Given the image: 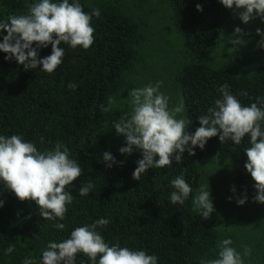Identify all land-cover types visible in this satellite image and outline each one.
Here are the masks:
<instances>
[{"label": "trees", "instance_id": "trees-1", "mask_svg": "<svg viewBox=\"0 0 264 264\" xmlns=\"http://www.w3.org/2000/svg\"><path fill=\"white\" fill-rule=\"evenodd\" d=\"M154 1L168 6L174 30L181 39L186 62L175 79L180 98L185 101L182 116L191 119L190 133L200 126L197 117L214 106L223 84L227 83L233 94L247 92V96H238L243 105L264 96V49L257 43L252 63L212 64L232 10L218 0ZM32 2L0 0V20L26 14ZM80 3L85 12L100 9V17L92 19L94 43L87 50L62 44L65 56L54 73L38 68L25 70L15 60L6 61V54L0 52V134L22 135L40 151L62 142L82 169L81 176L73 182L75 187L65 189L74 199L67 206L65 219L57 221L65 224L64 230L54 228L53 221L43 220L34 201L19 200L0 183V200L4 201L0 207V264H23L25 257L38 260L49 241L66 239L74 228L99 218L110 221L97 229L106 242L145 249L158 257V264H199L200 258H216L221 214L214 206L211 218L201 219L193 210L192 196L199 189L204 159L219 154L233 166V197L237 201L246 195V203L254 201V181L244 167L248 138L239 146L231 140L221 143L219 136L209 138L203 150L197 147L194 155L185 151L181 164L173 162L172 167L150 169L139 181L134 180L132 173L138 159L120 154L121 146L107 140L102 125L114 102L129 96L127 75L142 58L146 34L124 0ZM198 4L202 11L197 10ZM50 54V44L39 52L41 58ZM69 82L78 87L68 88ZM104 151L123 163L107 167L102 161ZM182 173L193 192L182 206L172 205L170 181ZM89 181L94 185L92 191L80 197L77 189ZM10 244L15 251L5 255L3 250ZM76 264L91 262L79 253Z\"/></svg>", "mask_w": 264, "mask_h": 264}, {"label": "clouds", "instance_id": "clouds-1", "mask_svg": "<svg viewBox=\"0 0 264 264\" xmlns=\"http://www.w3.org/2000/svg\"><path fill=\"white\" fill-rule=\"evenodd\" d=\"M218 3L237 13L245 24L256 18L264 22V0H218ZM197 10L202 11V6L198 4ZM100 15L98 8L85 12L80 0H33L26 14H12L6 20H0V52L6 54V61L15 60L25 70L38 68L52 74L63 63L65 48L62 44L70 49L80 47L83 50L93 45L95 29L92 19ZM256 34L260 36L257 46L264 49V29L257 28ZM243 35L242 29L236 27L233 35L228 37V43L236 48L244 46L247 41ZM49 44L51 54L41 58L40 50ZM162 85L163 81H156L132 88L129 91V111L124 112L119 120L112 121L111 127L125 137V146L118 150L120 154L131 155L134 150L141 152L142 158L136 161L132 178L139 181L150 169L172 167L173 162L181 164L185 151L194 155L197 147L203 150L209 138L219 136L221 143L231 140L239 146L247 137L250 146L244 148L247 157L244 167L254 181V200L264 204V96L243 105L238 96H247V92L233 94L225 83L218 89L220 96L215 99L214 106L207 109V114L197 117L200 126L190 133L191 119L180 115L185 112L183 97L170 105L171 97L161 91ZM77 87L78 84L68 83L72 90ZM70 155L71 150L62 142L40 151L22 135L0 134V183L19 200L34 201L39 216L53 221L58 230L65 229V224L57 221L65 219L67 206L74 199L73 194L65 190L66 186L74 188L73 182L82 174L80 164ZM102 161L109 168L123 163L109 151L102 153ZM208 177L192 196L193 210L203 220L210 219L215 210ZM93 187L90 181L83 184L77 189L79 196H88ZM170 188L172 205L182 206L193 192L183 173L170 181ZM231 191L236 192L234 186ZM246 201L244 195L236 202L242 206ZM3 205L4 201L0 200V207ZM109 222L108 218H99L91 224L76 227L68 238L49 241L38 260L25 257L23 264H76L79 253L91 264H158V257L148 254L145 249L106 242L97 229ZM3 251L10 255L15 247L10 244ZM251 254L252 250L247 246L243 252L237 251L232 238L226 237L217 244L216 258H200L199 264H245L244 258Z\"/></svg>", "mask_w": 264, "mask_h": 264}, {"label": "rangeland", "instance_id": "rangeland-1", "mask_svg": "<svg viewBox=\"0 0 264 264\" xmlns=\"http://www.w3.org/2000/svg\"><path fill=\"white\" fill-rule=\"evenodd\" d=\"M124 3L130 14L138 18L146 34V40L141 45L142 58L127 75L131 84L130 90L163 81L161 91L171 97L170 105L176 104L180 99V88L175 75L186 59L181 48V39L170 19L168 6L154 0H124ZM236 27L242 29L243 39L247 41L239 48L228 43V37L233 35ZM257 28L264 29V22L259 18L245 24L232 11L219 39L212 64L226 66L252 63L256 43L260 38L256 34ZM128 101L129 96L125 100L114 102L102 125L107 140L121 147L125 146V137L118 135L111 125L112 121L119 120L124 112L129 111ZM126 156L142 158L139 150ZM207 177L213 204L222 217L219 240L231 237L233 246L240 252H243L245 246L251 248V256L244 258L245 264H264V204L255 200L242 206L237 204L231 192L233 166L223 155H211L204 159L200 185L207 182Z\"/></svg>", "mask_w": 264, "mask_h": 264}]
</instances>
